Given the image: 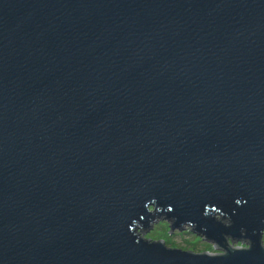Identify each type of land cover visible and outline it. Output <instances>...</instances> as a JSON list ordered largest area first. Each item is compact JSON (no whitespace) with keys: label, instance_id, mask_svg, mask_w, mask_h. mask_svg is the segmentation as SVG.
I'll return each instance as SVG.
<instances>
[{"label":"water","instance_id":"95a60500","mask_svg":"<svg viewBox=\"0 0 264 264\" xmlns=\"http://www.w3.org/2000/svg\"><path fill=\"white\" fill-rule=\"evenodd\" d=\"M263 231L264 0H0V264H264Z\"/></svg>","mask_w":264,"mask_h":264},{"label":"rangeland","instance_id":"374dc122","mask_svg":"<svg viewBox=\"0 0 264 264\" xmlns=\"http://www.w3.org/2000/svg\"><path fill=\"white\" fill-rule=\"evenodd\" d=\"M152 210V208H150ZM171 221L166 218L158 219L148 231H140L136 229V234L139 237L150 240L152 242L161 241L170 249H178L181 251H190L193 253H209L219 254L221 251L214 248L213 242H208L204 237L197 235L191 230V227L184 226L181 230H170ZM262 244L264 245V231L261 236ZM228 244L233 247L246 248L247 245L243 240L232 242L228 239Z\"/></svg>","mask_w":264,"mask_h":264}]
</instances>
